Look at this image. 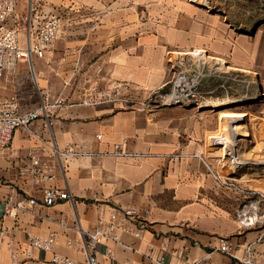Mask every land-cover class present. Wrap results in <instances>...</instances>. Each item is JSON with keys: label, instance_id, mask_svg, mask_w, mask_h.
<instances>
[{"label": "crops", "instance_id": "1", "mask_svg": "<svg viewBox=\"0 0 264 264\" xmlns=\"http://www.w3.org/2000/svg\"><path fill=\"white\" fill-rule=\"evenodd\" d=\"M46 10L63 17L64 35L54 50L34 59L39 106H47L48 116L17 128L0 154V264H52V253L44 250L15 263L9 245L21 248L29 233L53 231L60 235L59 253L88 264L75 246L114 214L127 212L132 232L121 240L139 252L104 240L96 251L101 264H158L150 256L168 264H245L216 249L226 238L235 250L264 241H257L264 229L239 213L264 196V103L240 112L218 109L238 95L228 96L235 102L202 108L204 96L150 108L70 104L88 90L120 83H129L137 100H157L151 92L165 82L174 51H202L216 70L226 67L228 82L244 73L264 90V0H50ZM213 94L208 100L227 98ZM243 117L246 123L237 124ZM222 131L229 145L219 141ZM34 148L42 161H59L52 180L38 182L31 173ZM69 149L85 154L66 159ZM49 186L68 189L75 201L46 206ZM10 197L21 205L17 217L5 214Z\"/></svg>", "mask_w": 264, "mask_h": 264}, {"label": "built area", "instance_id": "2", "mask_svg": "<svg viewBox=\"0 0 264 264\" xmlns=\"http://www.w3.org/2000/svg\"><path fill=\"white\" fill-rule=\"evenodd\" d=\"M49 1L50 0H0V154L9 147L13 133L17 128H30L33 122L38 118L44 115L48 116L46 105L23 111V99L20 95L14 92L8 96H4L2 89L6 72L12 69L17 63L24 62L27 65V71L30 74L34 86L41 94L34 59L44 58L47 51H52L56 48L64 35V19L62 16L49 13L46 10ZM192 1L200 4L209 3V0ZM193 53L199 58L198 61H200V64L198 66L201 70L197 71L193 69L180 73L172 90L168 93H164L162 96V106H175L202 97V95H198L199 93L196 90L206 76L202 69L204 64H206V54L202 51H193ZM171 61L172 60H170V62ZM130 86L129 83H120L99 91L98 89L96 91L88 90L87 96L81 102L70 105H92L113 102L147 104L146 101H135L136 98L133 96ZM62 103L63 102L60 100L56 101L57 105H62ZM147 106L149 107L150 105L148 104ZM84 154L85 153L81 152L79 149H69L65 152L64 157L69 159ZM31 161L33 168H31L30 171L37 178L38 182L52 180L54 178L52 171L60 165L59 161L55 159L48 162L42 161L39 150L36 148L31 152ZM226 184L233 187L236 186L235 182H227ZM242 192L252 194V191L242 190ZM261 197L264 198L263 195ZM63 201H75V196L68 189L56 186H49L44 189L43 203L46 206H52ZM29 203L35 205L37 200L35 198H30ZM20 210L21 205H15L12 197H10L7 201L6 216L17 217ZM127 213H123L121 216L114 214L110 222L105 224L101 223L95 231L85 234L81 246H75L86 254L88 264H101L96 256L97 247L101 242L108 239H112L129 249L139 252L136 247L124 244L121 240L122 233L132 232L127 224ZM248 223H253L252 219ZM59 236V232L57 231L51 232L48 236L29 233L26 243L21 248L14 242H11L9 247L13 261L18 263L21 255L30 258L35 254V251L44 250L52 253V264H80L71 257L57 251ZM263 239L264 233L260 235L257 241ZM252 244L253 243H250L245 247L247 253L246 258H242L236 253L234 244L227 238L222 240L221 246L216 250L245 264H254L252 258L254 249ZM111 253L112 251L109 249V254ZM150 258L153 263L168 264L164 258L158 259L152 256H150Z\"/></svg>", "mask_w": 264, "mask_h": 264}, {"label": "rangeland", "instance_id": "3", "mask_svg": "<svg viewBox=\"0 0 264 264\" xmlns=\"http://www.w3.org/2000/svg\"><path fill=\"white\" fill-rule=\"evenodd\" d=\"M191 52L184 53L180 51H174L168 54L167 56V68H166V79L163 85H161L159 88L155 89L151 93L153 95H157V100L152 99L146 100L147 104L142 105L139 104L140 107L146 108L149 104L150 107H160L162 102V96L164 93H168L172 90L176 79L180 73L186 70H197L200 71L201 68L198 66L200 64V61L198 57H196V54ZM190 59V60H189ZM206 64H204V67H202L204 73L206 76L202 80L200 86L196 90L199 94L204 96L205 99H211V96H214V92L222 93V97H228L230 95H238V99L236 103L225 106V108H218V109H226V110H233L234 112H240L243 110V108L247 105H261L264 103V90L262 88V85L260 84V81L257 77L252 78L246 76L244 73L240 74L236 77L234 82H228L229 79L226 78V76H230L229 74H225L224 71L226 70V67L222 65L221 70L218 71L213 67V62H211V59L206 57ZM170 60H172L170 62ZM196 62V63H194ZM221 80V84L224 85V87L219 88L217 87ZM224 80H226L224 82ZM232 85V86H231ZM18 93L20 97L23 99V106H25L24 109H35L39 107V95L37 88L34 86L30 74L27 71V65L23 63H17L13 66L12 69H9L6 74L3 81V89L2 93L4 96H8L12 93ZM253 100H256L255 102ZM137 101V99H135ZM139 101V100H138ZM142 100H140L141 102ZM145 102V100L143 101ZM235 102V101H233ZM198 107L202 108L204 101L198 102ZM232 103V102H231ZM125 105H133L136 104V102H125L123 103ZM229 104V103H228ZM216 109V108H213ZM235 114V113H234ZM239 114V113H238ZM220 118V114L217 115ZM236 118V117H235ZM221 119V118H220ZM246 123L245 117L242 119H239L237 124H244ZM225 131H222L223 134L221 136V139L219 140L222 144L225 143L226 145H229L228 139L224 134ZM212 133L209 136L212 137ZM232 138V137H231ZM222 151L224 149L222 148ZM250 207L247 208L245 204L241 207L239 213L242 216V219H244L247 223L251 221L253 223H248L251 226L255 228L261 227V229H264V198L262 197H256L254 198L252 203H249ZM253 205V206H252ZM247 215V216H246ZM261 244L264 246V241L259 243H253L252 247L255 252V256H257L255 262L258 264H264V248L259 249L261 247ZM242 244H239L237 247V253L239 255H242L243 252L245 254L246 249L245 247L241 246ZM259 260V261H257ZM261 260V261H260Z\"/></svg>", "mask_w": 264, "mask_h": 264}, {"label": "bare ground", "instance_id": "4", "mask_svg": "<svg viewBox=\"0 0 264 264\" xmlns=\"http://www.w3.org/2000/svg\"><path fill=\"white\" fill-rule=\"evenodd\" d=\"M181 80H183V79H181ZM233 101H235V100H234V98H232V97H227V98H224V99H218V100H216V101H212V100H208V99H207L206 101H204V103H203V107H205V106H219V105H225V104L231 103V102H233ZM235 136H236V135H235ZM235 136L232 137V139H231L232 144H231L230 146H231L232 149L234 148L235 141H237V140L235 139ZM237 138H239V137L237 136Z\"/></svg>", "mask_w": 264, "mask_h": 264}]
</instances>
